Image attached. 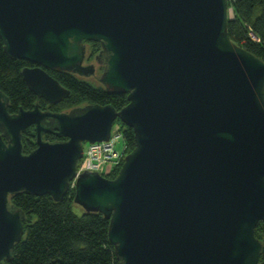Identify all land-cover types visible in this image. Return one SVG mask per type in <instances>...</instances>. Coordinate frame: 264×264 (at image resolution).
Listing matches in <instances>:
<instances>
[{
	"label": "water",
	"instance_id": "1",
	"mask_svg": "<svg viewBox=\"0 0 264 264\" xmlns=\"http://www.w3.org/2000/svg\"><path fill=\"white\" fill-rule=\"evenodd\" d=\"M229 18L228 0H0L4 52L34 64L21 76L36 96H68L47 70L89 75L84 42L96 41L100 82L128 101L10 114L0 91V264L24 233L12 198L60 200L74 178V203L108 219L118 264H264V61L230 39ZM116 119L134 133L117 175L77 174L84 144Z\"/></svg>",
	"mask_w": 264,
	"mask_h": 264
},
{
	"label": "trees",
	"instance_id": "2",
	"mask_svg": "<svg viewBox=\"0 0 264 264\" xmlns=\"http://www.w3.org/2000/svg\"><path fill=\"white\" fill-rule=\"evenodd\" d=\"M231 15L227 31L230 39L264 61V0H228ZM98 45L91 42V46ZM29 65L23 59L10 58L0 38V91L8 98L7 110L16 113L21 107L31 109L37 103L41 110L67 112L86 105H111L120 110L127 104L126 94L109 92L102 87L82 81L68 72L48 70L64 88L68 96L50 104L36 96L21 76V68ZM118 120V119H117ZM126 154L134 147V133L120 120ZM45 140H63L54 134H45ZM36 147L34 130L23 135V151ZM121 164L110 178H114ZM74 192L60 200L50 195L21 193L12 202L24 212V233L12 251V260L6 264H118L114 246L108 238L109 221L100 212H86L73 201ZM264 224L258 223L254 235L259 236Z\"/></svg>",
	"mask_w": 264,
	"mask_h": 264
},
{
	"label": "built area",
	"instance_id": "3",
	"mask_svg": "<svg viewBox=\"0 0 264 264\" xmlns=\"http://www.w3.org/2000/svg\"><path fill=\"white\" fill-rule=\"evenodd\" d=\"M230 9V8H229ZM113 127V126H112ZM122 148L118 150L117 145ZM126 145L124 143L122 128L118 125L105 141L87 143L82 157L77 165V174L85 171L97 172L104 177H110L116 168L123 162ZM75 185V178L70 183V189Z\"/></svg>",
	"mask_w": 264,
	"mask_h": 264
},
{
	"label": "flooded vegetation",
	"instance_id": "4",
	"mask_svg": "<svg viewBox=\"0 0 264 264\" xmlns=\"http://www.w3.org/2000/svg\"><path fill=\"white\" fill-rule=\"evenodd\" d=\"M91 42H94V43H97L98 45H93L91 46ZM84 45H85V51H84V56H83V61H82V64L84 66H91L93 68V72L90 73L89 75H78V74H75V73H72V72H68V71H56V72H68V73H71L73 75H75L77 78H79L80 80L82 81H85V82H88L94 86H97V87H102L104 89V86L102 85V83L100 82V78L103 74V70H104V67H105V63H106V58H107V54L104 52V50L102 49V46H101V43L100 42H96V41H86L84 42ZM86 45H90L89 47V50L88 52L86 51ZM11 58V57H10ZM14 59V58H12ZM29 65H25L21 68V70L25 67H34V64H31L30 62H28ZM20 70V71H21ZM51 71H55V70H51ZM48 72V70H47ZM98 72V74H97ZM49 73V72H48ZM50 74V73H49ZM94 78L95 81L98 82V85L92 83L91 81H88L86 79L88 78ZM41 98V97H40ZM43 99V98H42ZM46 101V100H45ZM47 102V101H46ZM37 104V103H36ZM35 104V105H36ZM38 105V104H37ZM83 106V105H82ZM43 111H47V110H43ZM68 112V111H67ZM29 128H33V126L31 127H28ZM45 134H48V133H45ZM44 134V135H45ZM49 134H53V133H49ZM43 135V136H44ZM55 135V134H54ZM56 136V135H55ZM64 138V137H63ZM34 139L36 140V137H35V132H34ZM65 139V138H64ZM63 139V140H64ZM258 223H263V221H259ZM257 223V224H258ZM257 226V225H256ZM255 226V228H256ZM257 239L259 240H263L264 239V229L263 231H261V233H259V236H255Z\"/></svg>",
	"mask_w": 264,
	"mask_h": 264
},
{
	"label": "rangeland",
	"instance_id": "5",
	"mask_svg": "<svg viewBox=\"0 0 264 264\" xmlns=\"http://www.w3.org/2000/svg\"><path fill=\"white\" fill-rule=\"evenodd\" d=\"M230 15H231V9H230ZM89 47H90V45H86V51H87V52H88V50H89ZM97 74H98V72H97ZM86 80L91 81L92 83L98 85V82L95 81V79L92 78V77H90V78H88V79H86ZM118 125L120 126V122L116 119V120L114 121L113 125H112V126H113L112 129L114 130L115 127L118 126ZM120 127H121V126H120ZM86 146H87V143L84 144V149H86ZM117 148H118V150H120V149L122 148V145H121V144L117 145ZM125 154H126V152H125ZM79 161H80V160H79ZM79 161H78V164H79ZM107 178H110V177H107ZM70 190H73V189H70Z\"/></svg>",
	"mask_w": 264,
	"mask_h": 264
}]
</instances>
